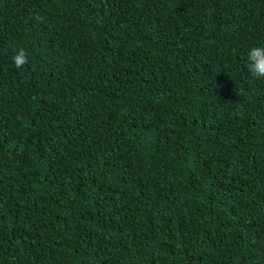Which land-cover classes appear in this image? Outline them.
<instances>
[{
    "label": "trees",
    "instance_id": "1",
    "mask_svg": "<svg viewBox=\"0 0 264 264\" xmlns=\"http://www.w3.org/2000/svg\"><path fill=\"white\" fill-rule=\"evenodd\" d=\"M261 45L264 0H0V264H264Z\"/></svg>",
    "mask_w": 264,
    "mask_h": 264
},
{
    "label": "clouds",
    "instance_id": "2",
    "mask_svg": "<svg viewBox=\"0 0 264 264\" xmlns=\"http://www.w3.org/2000/svg\"><path fill=\"white\" fill-rule=\"evenodd\" d=\"M247 61L249 73L257 79L264 78V45L252 47L247 53ZM12 62L16 68H21L27 64L28 54L26 49L23 47L16 49Z\"/></svg>",
    "mask_w": 264,
    "mask_h": 264
}]
</instances>
